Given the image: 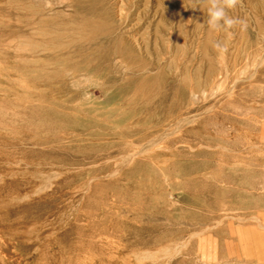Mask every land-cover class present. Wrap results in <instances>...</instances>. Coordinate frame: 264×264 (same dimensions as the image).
Listing matches in <instances>:
<instances>
[{
	"label": "rangeland",
	"instance_id": "rangeland-1",
	"mask_svg": "<svg viewBox=\"0 0 264 264\" xmlns=\"http://www.w3.org/2000/svg\"><path fill=\"white\" fill-rule=\"evenodd\" d=\"M229 14L0 0V264H264V0Z\"/></svg>",
	"mask_w": 264,
	"mask_h": 264
},
{
	"label": "clouds",
	"instance_id": "clouds-1",
	"mask_svg": "<svg viewBox=\"0 0 264 264\" xmlns=\"http://www.w3.org/2000/svg\"><path fill=\"white\" fill-rule=\"evenodd\" d=\"M202 3L206 6L207 27L212 31L229 32L238 24L244 23L229 14L239 5L240 0H202ZM214 48L220 53L227 50L226 45L220 42H216Z\"/></svg>",
	"mask_w": 264,
	"mask_h": 264
},
{
	"label": "bare ground",
	"instance_id": "bare-ground-1",
	"mask_svg": "<svg viewBox=\"0 0 264 264\" xmlns=\"http://www.w3.org/2000/svg\"><path fill=\"white\" fill-rule=\"evenodd\" d=\"M7 189V188H6ZM5 190V189H4ZM10 192V191H9ZM9 212V211H8ZM3 216V215H2ZM83 264V263H82Z\"/></svg>",
	"mask_w": 264,
	"mask_h": 264
}]
</instances>
